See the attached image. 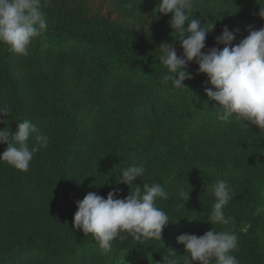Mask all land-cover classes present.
Listing matches in <instances>:
<instances>
[{
    "label": "trees",
    "instance_id": "obj_1",
    "mask_svg": "<svg viewBox=\"0 0 264 264\" xmlns=\"http://www.w3.org/2000/svg\"><path fill=\"white\" fill-rule=\"evenodd\" d=\"M261 7L264 3L254 13L255 30L264 27V18L258 15ZM66 11L65 0L44 11L48 27L33 40L29 49L34 82L49 96L46 114L25 103L9 72L11 50L0 45V105L11 108V115L2 117L6 120L0 129L8 126L15 132L16 124L28 119L49 137L48 146L34 154L29 166L43 165L45 177L52 180L46 187L48 194L63 193L68 200H81L89 192L101 195L94 185L97 175H103L97 184H106L107 194L118 188L117 198H125L133 188L121 183L113 186L112 179L128 166L158 163L160 171L147 183H159L168 192L169 198H158L156 206L168 214L170 223L163 229L161 241H137L122 233L125 239L117 238L108 252L98 246L91 234L84 235L74 229L73 219L63 224L64 219L73 215L61 208L52 227L38 225L37 219L15 224L11 220L17 207L14 203L25 189L33 188L31 180L22 182V175L14 176L12 166L0 161V264H13L26 257L42 258L45 264H160L163 257L171 258L165 250L171 233L183 229L199 237L211 228L235 232L238 246L232 254L239 264H264V212L256 214L257 208L264 207V129L247 127L236 146L225 152L227 155H207L205 149L190 146L188 139L211 122L216 126L214 123L219 121V104L209 100L204 91L205 87L212 86L205 74H198L195 61L185 68L193 77L183 81L186 89H176L170 81L162 79L167 69L159 62L160 48L143 49L134 31L109 28L95 18L65 21ZM245 37L236 36L233 44ZM170 44H174L178 56L182 55L179 41L173 40ZM70 48L76 49L93 69L87 114L79 113L73 104L66 102V94L74 87L69 90L58 87L43 71L42 57L46 51ZM208 49L211 48L205 47L202 52ZM114 91L120 96V110L110 99L109 94ZM139 106L144 109L142 113L137 111ZM85 116H93L98 129L89 132ZM87 133L99 134L100 145H93L86 138ZM28 144L30 148L36 144L34 136ZM6 147L0 144V153ZM77 162L83 166L80 171L90 177L85 185L75 180L80 176L73 167ZM99 162L101 169L92 167ZM220 179L235 193L224 209L225 216L231 218L228 225L208 222L215 203L210 187ZM180 188L189 191L184 207L179 206Z\"/></svg>",
    "mask_w": 264,
    "mask_h": 264
},
{
    "label": "clouds",
    "instance_id": "obj_2",
    "mask_svg": "<svg viewBox=\"0 0 264 264\" xmlns=\"http://www.w3.org/2000/svg\"><path fill=\"white\" fill-rule=\"evenodd\" d=\"M192 8L193 0H159L156 11L165 15L171 13L169 25L183 50L178 56L174 44L160 45L159 62L167 69L162 79L170 81L176 89H186L183 81L193 77L185 68L194 60L198 65V74H205L212 86L205 87L204 91L209 100L218 102L219 120L230 123L235 118L244 127L264 129V27L254 30L248 26V35L233 44L239 29L229 30L225 26L215 37L216 44L223 47H212L202 52L214 22L202 25L200 19L192 18ZM258 15L264 18V7L260 8ZM47 27L41 0H0V45L7 46L15 54L27 56L33 40L42 35ZM10 115V106L0 105V124L5 125L6 119L2 117ZM32 136L36 144L30 148L28 141ZM48 143L49 137L28 119L16 124L15 132L4 126L0 129V144L7 147L0 153V161L27 172L34 154L46 148ZM120 173L116 183L133 188L125 198H117L118 188H113L106 198L89 192L76 202L77 211L73 216L72 227L81 230L84 235L91 234L105 252L111 250L117 238L125 239L122 233L131 235L137 241H161L163 229L170 223L168 214L156 206L158 198H169L168 192L156 182L143 183L142 187L134 184L137 178L145 175V167L131 165ZM210 190L215 203L208 222L228 225L231 218L225 216L224 209L235 198V193L222 179L211 185ZM177 196L182 201L179 206L184 207L189 191L180 188ZM261 212H264V207L257 208L256 214ZM176 242L183 245L187 253L183 264H213V261L215 264H239L232 254L237 249L238 237L231 229L214 231L211 228L199 237L185 233L179 235ZM169 253L172 257L177 256L174 251ZM160 264L180 262L165 256Z\"/></svg>",
    "mask_w": 264,
    "mask_h": 264
},
{
    "label": "rangeland",
    "instance_id": "obj_3",
    "mask_svg": "<svg viewBox=\"0 0 264 264\" xmlns=\"http://www.w3.org/2000/svg\"><path fill=\"white\" fill-rule=\"evenodd\" d=\"M65 2L67 5V11L64 12L65 21L76 22L77 20L86 21L95 18L106 27H114L120 31H134L137 35L136 38L141 42V46L146 50L160 48L161 44L171 43L176 38L175 32L169 25L171 13L165 15L156 11L159 0H65ZM58 3L59 0H41L42 10L49 11L54 6L56 7ZM263 3L264 0H193L192 18L200 19L202 25L214 22L213 30L206 36L205 47L217 46L215 37L221 33L225 26L229 30L239 29L236 36L241 37H245L243 35L248 33L246 30L248 26H252L255 30L254 13ZM185 26H187V22ZM29 54L21 56L10 51L8 58L9 72L16 81L25 103L30 105L33 110L46 114L49 111V96L44 88L34 82L35 72ZM42 65L47 78L55 81L58 87L68 90L71 87L75 88L70 90L69 94H66V102L73 104L72 106L78 109L81 114L89 113L86 106L88 104V88L93 83L94 75L88 61L83 60L76 49L70 48L54 52L46 51L42 57ZM136 94H132V96L135 97ZM109 95L112 97L110 99H112L114 107L120 110L119 94L114 91ZM137 111L142 113L144 109L139 106ZM85 119L88 121L86 127L89 132L98 129L93 116H85ZM231 122L234 124L225 125L223 121L219 120L214 123L216 126H213V122H211L199 134L188 139V144L205 149L207 155H227L229 149L236 146L243 137L247 128L242 126L235 118ZM221 124L222 126H220ZM0 125V127L3 126V124ZM87 134L86 138L93 145H100L99 134ZM183 142L182 146H185L186 143ZM78 162L73 164L74 169H77L80 174V176H76L75 180L85 185L90 177L85 172L80 171L83 166H80ZM138 165L145 167L146 173L134 181L137 186L147 183L160 171L158 163H141ZM100 166H102L101 162L92 167L101 169ZM11 168L14 170L12 172L14 176L22 175L20 178L23 179L22 182L31 180L33 188V190L25 189L22 196L15 201L14 204H17V207L13 209L12 222L21 225L23 222H31V219H37L38 225L44 224V226L52 227L53 223L57 222L56 215L61 213L59 208L64 213L74 216L77 211L76 202L80 199L71 198L68 200L65 194L61 193L59 195L58 192L48 194V188L46 187L52 180L51 177L49 179L45 177V167L43 165L34 168L29 166L27 172L19 171L14 167ZM4 177L7 176L4 175ZM97 177L99 178L96 179L94 185H97L100 189V196L106 198L108 186L106 184L98 185L97 182L100 181L103 175H97ZM118 179L119 176L115 177V180L112 179L113 186L120 185V183H116ZM6 182L8 183V180ZM121 184L130 187L124 183ZM70 219L73 218L64 219L63 224H67ZM186 232V230L181 229L171 233L165 243L167 254L171 258L182 262L187 253L183 245L178 244L176 240L179 235ZM187 234L189 233L187 232ZM170 251H174L177 256L172 257ZM13 264H45V262L42 258L26 257L21 260L17 259ZM193 264H197V262H193Z\"/></svg>",
    "mask_w": 264,
    "mask_h": 264
}]
</instances>
